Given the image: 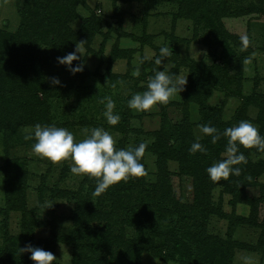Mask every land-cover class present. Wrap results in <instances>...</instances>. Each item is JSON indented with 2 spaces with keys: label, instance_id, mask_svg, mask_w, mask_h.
I'll return each instance as SVG.
<instances>
[{
  "label": "trees",
  "instance_id": "trees-1",
  "mask_svg": "<svg viewBox=\"0 0 264 264\" xmlns=\"http://www.w3.org/2000/svg\"><path fill=\"white\" fill-rule=\"evenodd\" d=\"M83 1L22 0L21 6L18 7L19 24L16 31L10 32L0 28V132L5 145H8L7 140L11 137L9 125L24 120L20 114L30 106L27 102L37 98L40 90L43 91L41 88L43 80L36 78L33 70V65H37L38 46L46 44L62 51H70L79 41H84L83 45L89 48L91 40L99 30L101 19L94 14L85 17L77 30L70 24L77 16V5ZM233 2L232 0H179L178 15L181 11L184 13L189 9L191 14L187 17L192 20L206 19L208 22H215V25L220 27L219 31L228 32L227 36L236 45L235 47L247 46L239 40L240 35L237 32L226 28L227 22L230 21L226 17L253 16L264 19V4L262 0L259 4L251 0H243L246 2L245 6L241 2L233 6ZM202 5L204 8L200 10ZM37 9L46 15L38 19V15L35 16L33 13ZM30 17L32 19L29 20ZM223 19L226 20V24ZM250 21L251 19L247 18L246 24L248 25ZM130 36L137 38L132 34ZM140 40L144 42V39ZM113 48L116 49L117 45H113ZM170 48L172 52L175 51L174 45H170ZM119 50L113 51L111 58H108L109 67L115 59L121 56L130 58L135 52L134 49H127L123 54ZM229 50L220 57L225 63L233 59L238 62V67L242 57L249 51L245 49L236 55L232 47ZM154 60L155 58H141L142 63L139 66L141 79L153 75L154 68L158 69L159 65H156ZM223 70L225 68L221 64L209 67L200 63H191L189 72L191 79L185 87V99L169 100L166 104L159 103L161 120L158 128L149 132L153 140L146 148V151L156 154L153 180L130 177L127 181L121 180L109 185L100 193L95 192L99 178L88 174H82L76 189L59 188L54 185L51 198H66L73 201L69 216L73 227L66 237V243L71 249L72 264H139V255L144 249L157 251L165 259H174L177 255L178 264H231L235 248L260 249V245L264 242V239H261L264 235V218L259 216V198L254 195L247 196L246 188L258 184L255 179L264 172V158L251 161L250 156L262 155L264 151L241 145L239 150L244 152L247 163L235 165L241 168L240 175H230L226 180L221 178L219 181H213L206 172L199 170V166L203 164L208 167L212 160H220L214 159L211 152L225 150L227 138L221 136L213 143L211 136L203 134L200 143L208 151L206 153L197 151L192 154L189 148L196 139L191 134L192 123L188 116L185 114L178 121L173 122L163 116L166 106L179 105L184 109L191 99L198 104V124L211 123L222 132L224 128L237 124L240 120L248 118L253 121L254 119L246 117L248 106L253 105L257 109L254 122L258 123L259 134L264 136V92L253 88L251 93L241 95L239 88L236 87L235 92L231 90L239 99V103L227 120L222 117L221 104L210 106L205 102L204 94L215 87L225 89L232 81L239 82L240 86V76L237 77L238 79L234 75L229 79L223 78L221 76ZM127 114V111H121L119 122L113 125V129L123 135L119 140V146L115 145L116 148H121L127 135ZM38 116L39 112L31 114L29 119ZM139 143L137 142L136 145ZM168 161H176V171L167 168ZM140 162L144 164L143 157ZM65 167L61 170L64 174L67 173L64 171ZM0 169L5 172L3 186L5 205L2 208L5 224L8 221L9 211L20 212L19 247L30 242L34 246L53 252L54 244L59 239L53 231L45 239L31 235V219H28L25 195L26 175L23 178L16 177L14 169L7 168L6 165L0 166ZM184 173L193 177L192 197L188 202L181 200V187H176L177 185L174 186L169 181L171 175L180 180ZM249 176L252 177L251 180L247 179ZM215 184L231 195L228 202L232 210L229 213L222 210V201L212 200L211 189ZM93 199H95L94 203L91 202ZM238 202H244L249 206L247 215L235 212V204ZM154 214L158 218L154 226L165 228L162 238L158 240L155 229L151 224H147L149 215ZM212 215L226 220L223 236L207 231V224ZM38 224L40 225V220ZM240 225L260 228L259 241L252 244L234 239L233 232L236 226ZM29 257L30 253H20L18 248H10L8 244L0 248V264H35Z\"/></svg>",
  "mask_w": 264,
  "mask_h": 264
},
{
  "label": "rangeland",
  "instance_id": "rangeland-1",
  "mask_svg": "<svg viewBox=\"0 0 264 264\" xmlns=\"http://www.w3.org/2000/svg\"><path fill=\"white\" fill-rule=\"evenodd\" d=\"M232 1H234L233 6L238 4L237 2H241L243 6L246 5L243 0ZM251 1L259 4L260 0ZM262 3L264 4V0ZM21 4L22 0H0L1 29L10 32L16 31L19 24L18 7ZM179 5V0H84L83 3L77 5V16L70 22L73 29H79L85 17L92 14L100 17L101 24L91 40L89 48L77 43V46L81 48V54L77 52L79 59L73 60L71 65L76 66L82 63L83 71L75 74L69 71V66L57 62V57L75 51V46L70 51H62L46 44H40L37 48V65H33V70H35L36 78L43 80L41 85L43 91L40 90L37 98L27 102L30 106L27 110L24 107L25 111L20 114L24 120L21 119L9 125L11 137L7 140L6 144L8 145H5L0 132V166L6 165L7 168L14 169L16 177L23 178L26 175L25 195L29 212L28 219H31V235L35 238L45 239L53 231L59 237L53 247L56 260L52 264L73 263L70 245L66 243V237L71 233L73 227V222L69 217L73 201L66 198L53 199L51 190L54 185L59 188L76 189L82 174L71 173L72 161L70 158L51 161L32 151L35 139H25V136L33 131V126L36 123H54L57 126L65 127L74 133L75 141L84 138L83 129L103 127L113 136L116 141L115 145L119 146V140L123 138V135L113 129V125L108 124L103 116L105 106L101 101L104 97L111 96L115 101L114 112L121 113L123 110L128 112L126 120L128 131L121 148L136 145L137 142L149 144L153 140L149 132L158 128L161 120L160 104H154L148 110L136 111L128 107L127 101L133 93H142L146 89L149 76L141 79L140 74L133 75L138 64L140 66L141 58H155L159 55V48L167 44L174 45L175 51L162 59L158 69L164 68L178 75H187V82L183 90L170 98V101L185 99V87L188 86L191 79L189 77L191 63H200L209 67L221 64L225 68L221 72L223 78L229 79L232 75L236 78L240 76V86L239 82L232 81L225 89L215 87L204 94V100L208 105L218 106L221 104L220 109L224 120L230 119L239 103V99L232 91L235 92L239 88L241 95H247L252 92L253 88H256L259 92H264V19L253 16H229L226 17L230 20L227 24L223 19L228 30H234L240 35L238 36L240 41H242L241 37L245 35L249 38L247 46L237 48L228 38V32L219 31L220 27L215 25V22H208L206 19L192 20L187 17L188 14H191L189 9L184 13L181 11V14L178 15L180 13L178 12ZM203 8L204 5L200 10ZM33 13L35 16L38 15V19L46 15L38 9ZM247 18L251 19L248 25L246 24ZM30 19L32 18L30 17ZM130 34L137 38L134 39ZM139 39H144V42ZM113 45H117V48L114 49ZM231 47L235 50L236 55L245 49L249 50L239 62L240 71L238 62L230 58L231 60L229 59L230 61L225 63L220 57L222 53L229 52ZM117 49H120L123 54L127 49H134L135 52L131 54L130 58L121 56V58L113 59L114 62L109 67L108 58H111L113 51ZM221 76L220 78H222ZM52 77H58L61 83L52 84ZM38 112L37 118L29 119L31 114H38ZM164 113L163 116H166L171 122L178 121L186 114L192 123V136L195 139L197 137L202 139L203 133L198 127L199 108L197 102L190 99L184 109L179 105L170 104L165 107ZM256 115V107L249 105L246 117L255 120ZM254 120L249 121L258 128V123H255ZM224 153L225 150L211 152L214 159H223ZM155 157L156 154L145 150L143 162L146 175L140 176L145 180L154 179ZM262 157L264 158V154H252L250 160L255 161ZM215 161L212 160L210 164ZM166 165L169 170L176 171L177 169L176 161H168ZM64 166H66L64 168L66 174L61 172ZM206 168L207 166L203 164L199 166V170L204 172H206ZM4 173L0 169V248L6 244L10 248H18V236L21 232L20 212L9 211L6 224L2 213V208L5 205ZM192 178L190 174L186 175V173L180 177V180L173 175L169 178L174 186L181 187V200L184 202L191 200ZM255 180L258 184L247 187L246 193L247 196L254 195L259 198V216L264 218V172ZM260 184L262 185L260 186ZM211 194L213 201H222L223 211L229 213L232 210L228 202L231 195L222 191L219 185L215 184L211 189ZM91 202L94 203L95 199ZM51 203L53 205L49 207ZM234 210L237 214L247 215L249 206L244 202H238L235 204ZM156 217V214L149 215L147 224H151V227L155 229L154 232L158 240L162 238L165 228L154 226V222H157L156 219H158ZM38 220H40V225ZM225 228V219L214 215L210 216L207 231L223 236ZM259 233L260 228L240 225L236 226L233 237L239 241L256 244L259 241ZM261 239H264V235ZM160 255L152 249H144L139 255V264H178L177 255L174 254V259H165ZM231 264H264V242L260 245L259 250L235 248Z\"/></svg>",
  "mask_w": 264,
  "mask_h": 264
},
{
  "label": "clouds",
  "instance_id": "clouds-1",
  "mask_svg": "<svg viewBox=\"0 0 264 264\" xmlns=\"http://www.w3.org/2000/svg\"><path fill=\"white\" fill-rule=\"evenodd\" d=\"M244 45H247L249 38L245 35L241 37ZM80 45L84 41H79ZM77 52L81 54V48L75 45V51L67 53L62 57H57V62L69 66V71L73 74L83 71V64L72 66L73 60L79 59ZM172 54L169 46L163 45L159 48V55L155 57V64L161 65L162 59ZM142 63V61H140ZM140 74L139 64L133 75ZM187 75H178L170 70L153 69V75L147 79L146 89L135 92L128 99L127 104L130 109L143 111L150 109L154 104H166L170 98L183 90L186 84ZM51 83L58 85L61 83L58 77H52ZM181 99V98H180ZM104 103L103 116L107 123L116 125L120 120V115L114 112L115 101L111 96H106L101 101ZM200 131L211 136L215 143L221 136L227 138L224 158L210 164L205 171L213 181L221 178L228 179L230 175L239 176L241 168L236 167L241 163H247L244 152L240 151V146L245 148L255 147L258 151H264V136L259 134L258 128L249 120H240L237 124L226 127L221 132L211 123L198 125ZM84 138L75 141L74 133L65 127L56 124H40L33 126V131L25 136V139H35L32 144V151L41 156L47 157L51 161H61L70 158L72 163L70 171L73 174H88L98 177L95 188L96 193L105 190L109 185L121 180L127 181L130 177H140L146 175V169L140 162L147 148L146 142L138 145H130L127 148H116L113 136L103 127H93L83 129ZM197 151L206 153L208 149L200 143V137L191 144L189 152L194 154ZM251 180L252 177H247ZM53 203L49 207H51ZM46 207V208H49ZM45 208V209H46ZM20 253H30V259L35 264H52L56 260L55 254L42 247L34 246L30 242L23 247H18Z\"/></svg>",
  "mask_w": 264,
  "mask_h": 264
}]
</instances>
